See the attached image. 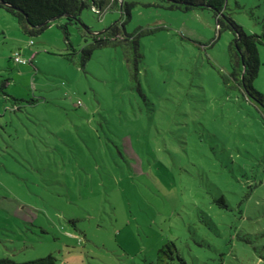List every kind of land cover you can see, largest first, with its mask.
<instances>
[{
	"label": "rangeland",
	"instance_id": "rangeland-1",
	"mask_svg": "<svg viewBox=\"0 0 264 264\" xmlns=\"http://www.w3.org/2000/svg\"><path fill=\"white\" fill-rule=\"evenodd\" d=\"M123 1L129 17L82 9L69 40L64 17L30 35L0 6V258L156 264L172 240L188 264H264V109L229 76L232 31L206 7ZM223 11L264 32V0Z\"/></svg>",
	"mask_w": 264,
	"mask_h": 264
},
{
	"label": "trees",
	"instance_id": "trees-1",
	"mask_svg": "<svg viewBox=\"0 0 264 264\" xmlns=\"http://www.w3.org/2000/svg\"><path fill=\"white\" fill-rule=\"evenodd\" d=\"M119 1V2H118ZM166 3L168 8H181L184 10L194 7H206L213 11L216 17L218 29H229L232 31L233 37L228 45V56L231 66L230 78L235 81L236 86L244 95L258 102L264 109V94L253 86V80L257 76L259 66L261 64L258 47L264 46L263 33H247L237 24L230 16L224 13L223 9L226 0H160ZM129 17V7L123 0H0V6L11 13L17 20L21 30L30 35L41 33L52 21L51 18L64 17L65 21L60 25L65 33V39L68 38V24L80 21L79 14L86 7H93L98 13H103L104 10L112 5H117ZM161 5V3H155ZM55 18V19H56ZM54 20V19H53ZM121 27L117 23L103 32L91 34L83 33L82 36L87 39L89 35L92 37L93 45L91 48H84L90 54L94 46H103L114 44V41L119 38ZM85 29L88 27L85 26ZM84 32V31H83ZM127 37H132V34L126 33ZM68 44L71 45L70 41ZM87 54V55H88ZM14 60V57H13ZM15 61V60H14ZM27 62V60H26ZM134 74V73H133ZM223 80H230L228 76L222 74ZM6 82L3 83V86ZM3 92V91H1ZM220 206L228 207L223 195L214 199ZM56 257L52 253L29 259L25 261H15L9 257H1L0 264H55ZM156 264H188V260L182 254L175 243L170 240L161 245L156 252Z\"/></svg>",
	"mask_w": 264,
	"mask_h": 264
},
{
	"label": "built area",
	"instance_id": "built-area-1",
	"mask_svg": "<svg viewBox=\"0 0 264 264\" xmlns=\"http://www.w3.org/2000/svg\"><path fill=\"white\" fill-rule=\"evenodd\" d=\"M14 60L17 62H25L26 60L19 56V53L15 54Z\"/></svg>",
	"mask_w": 264,
	"mask_h": 264
},
{
	"label": "water",
	"instance_id": "water-1",
	"mask_svg": "<svg viewBox=\"0 0 264 264\" xmlns=\"http://www.w3.org/2000/svg\"><path fill=\"white\" fill-rule=\"evenodd\" d=\"M56 17L51 18V20L55 19Z\"/></svg>",
	"mask_w": 264,
	"mask_h": 264
}]
</instances>
